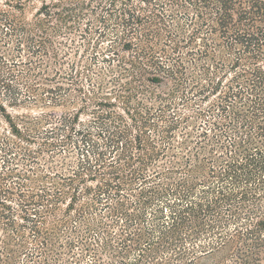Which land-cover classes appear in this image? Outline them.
<instances>
[{
    "label": "trees",
    "instance_id": "obj_1",
    "mask_svg": "<svg viewBox=\"0 0 264 264\" xmlns=\"http://www.w3.org/2000/svg\"><path fill=\"white\" fill-rule=\"evenodd\" d=\"M129 1L131 0H75V6L68 9L69 14L60 17L65 29L77 30L78 27H70L69 22L80 24L90 13L97 14V7L107 8L108 15L114 17L117 24L123 27L120 38L124 40L122 48L131 52L128 56L120 57L119 53L113 50L115 57L112 58L113 63L118 60L119 64H122L120 79L130 75L134 81L133 84H126L130 91L124 111L130 116L134 126L131 128L121 114H106L105 116L112 117L114 122L110 127L103 126L97 132L104 140L105 149H109V153L118 151L121 164L117 167L115 163H109V173H102V159L106 154L102 151L104 149L96 145H93V155L90 151L87 152L85 162H88V171L91 170L94 176L98 175L104 180L102 185L97 186V196L112 193L120 195L124 187L132 186L143 178L149 180L143 177L144 170L153 160L167 157L165 149L169 150L170 146H174L173 134L182 128L184 137L181 146L186 150V156L178 157L176 153L170 156V161L183 162L186 175L175 180L173 173L183 172L173 166L168 171L152 177L150 180L158 179L163 174L170 176H166L161 183L140 190L138 201L132 204L135 210L141 211L138 214L126 212L129 204L118 202L119 205L115 207L117 218H113L111 224L118 226L120 220H125L127 229H122L124 239L108 230L103 231L102 225H106L105 229H110L111 224L101 222L96 225V229L87 227L81 242H78L86 253L93 252L97 256V252L101 251L116 258L113 263H104L97 257L98 264H126L132 252L137 255L133 264H196L197 261L213 257L217 253L221 254L222 258L215 264H264V0H168V3L161 1L162 6L156 5L158 0H140L144 5L151 4L153 8L158 6L156 12H148L143 6L136 8L134 5H128ZM94 3L97 4L96 7H93ZM118 3H121L122 9ZM168 4L170 8L174 7V10L184 11L180 18L183 17L186 24L180 26V33L167 25L166 16L162 10H158L160 7L164 9ZM15 8L21 9V5L14 6L13 9ZM44 17H48L47 20L41 19L27 25L22 24L14 13L0 10V52L3 46L10 45L9 42L13 41L14 37L18 51L23 44H28L30 53L25 64L31 66L26 71L16 69L17 56L9 53L12 60L8 61L12 62H8L4 59L5 52L0 54V90L6 91L7 95H2V98H6V102L13 106L39 100L37 98L42 94L38 92L42 90L47 94L62 90L60 86L40 87L36 83L39 76L34 73V67L41 72H52V79H49L50 75L39 78L44 81L62 78L68 80L70 77V74L63 77L61 68H57L58 65L62 67V63L58 61L59 53L50 38L46 37L40 41L36 50L29 45V41L32 42L35 39L33 36L37 35L34 30L45 33L47 29L43 28V21L50 23L53 14L47 12ZM61 30L62 27L55 29L53 34H62ZM84 32L87 30L84 29ZM129 38H136L137 43H133V39L127 40ZM196 45H200L199 48ZM189 48L191 50L186 54L195 55L196 59L186 62L182 53L184 49ZM35 54L49 58L50 61H33L32 56ZM207 62H211L212 66L207 65ZM188 66L203 68L200 79H194L193 73L191 79L189 78ZM228 72H231L232 76L228 80L229 85L224 88L222 79ZM40 74L43 76V73ZM71 78L77 85L81 82V79L73 76ZM163 79L174 84L175 92L194 89L200 95L199 101L209 102V106H198L193 115H180V111H177L175 119L173 118L165 130L159 131V128L151 123L153 113L150 110H146L145 115L139 110L133 113L130 110H134L131 99L138 98L140 94L147 95V100L163 101L166 97L151 91L143 84L148 80L158 86ZM118 80L116 77L114 81ZM202 80L207 82L206 86L201 83ZM78 88L81 87L78 85ZM77 90L82 92V89ZM138 104L143 103L139 101ZM8 118L11 117L8 115ZM199 120L207 127V130L200 133L197 124ZM148 127H153L159 132L158 137L163 141L159 150V144L155 145V140L146 130H138L137 134H132L134 129ZM14 130L20 132L17 127H14ZM20 133L19 135H22ZM135 150L141 151L140 156L134 154ZM26 156L32 157L31 154ZM93 160L99 166L94 170L90 165ZM5 174L0 173V196L7 197L12 191L4 185L7 178ZM64 180L69 183L75 181L73 177ZM68 187L70 188L67 191H63H76L72 184ZM56 190V196L53 195L51 200L47 198L49 194L44 190L46 197L42 196L39 201L34 200L26 206H35L36 214L41 210L50 211L53 202L61 198L58 196H61L62 191ZM74 197L75 194L73 200H76ZM0 206L4 210H11L10 205L3 201H0ZM22 208V212L26 214L23 218L27 220L29 207ZM148 208L155 211L153 224L144 229L139 226L143 221L142 211ZM165 211H170L169 221L165 220ZM11 216L12 214L8 216L6 213H0L1 219L14 226L16 220ZM32 231L38 236L42 234L38 226ZM93 233L103 234L100 237L101 245L95 236L92 237ZM52 239L49 234L40 243V248L45 249L41 253L45 254L44 261L48 262L46 264H56L62 257L59 248L63 245L60 243L59 247L51 248L54 244L48 240ZM92 240L98 243V249H94ZM75 247L74 241H67L68 254H71ZM6 253L7 261H11V251Z\"/></svg>",
    "mask_w": 264,
    "mask_h": 264
},
{
    "label": "rangeland",
    "instance_id": "obj_2",
    "mask_svg": "<svg viewBox=\"0 0 264 264\" xmlns=\"http://www.w3.org/2000/svg\"><path fill=\"white\" fill-rule=\"evenodd\" d=\"M161 1H163L162 3L165 1L168 3V0H158L157 2L154 0L156 5H159ZM74 2L75 0H0V10L14 13L22 24L31 25L41 19L47 20L48 17L45 19L44 15L47 12L53 14V18L49 20L50 23L43 21L45 22L43 28L47 29L45 33L34 30L37 35L35 36L32 33L35 39L32 42L30 40L29 45L36 50L40 41L45 40L46 37L50 38L53 41L54 48L59 53L58 61L62 63V67L58 65L57 68H61L63 77H68L67 74H70L68 80L62 78L56 81L49 80L48 82L39 78L50 75L48 77L52 79L50 78L53 75L52 72H41L40 69L34 67L36 69L34 73L39 76L36 83L40 87L41 85L48 88H58L60 86L62 90H58L54 94H47L43 90L39 91L38 93L43 95L37 98L39 100L25 102L19 106H13L6 102V98H2V95L6 96L7 93L5 90H0V173H6L4 176L7 178L4 185H7L12 191V194L7 197L0 196V201L10 205L11 210L0 208V213H6L8 216L12 214V219L16 220V225L11 226L10 222L0 217V264L48 263L44 261L45 254L43 252L42 255L41 251L45 249L40 248V243L49 234L51 239H53L52 241L48 240V242L52 245L54 244L51 248L59 247L60 243V245H63L62 248H59L62 253L61 260L56 264H98L97 257L100 258L101 262L113 263L116 258L109 253L106 254L99 251L97 252L98 255L95 256L93 252H84L80 242L85 235L87 227L91 226L92 229H96V225L101 222L111 224L112 219L117 218L115 216L117 215L115 207L119 205L118 202L128 203L129 208L126 212L130 214L141 212L135 210L132 204L134 205V202L138 201V193L142 188L165 180L167 176L165 174L159 176L158 179L150 180L158 173L165 170L168 171L173 166H176L180 169L179 172H183V174L173 173L175 180L186 175V171L183 169V162L178 160L170 161V156L176 153L179 155L178 157L186 156V150L182 149L181 146V141H183L184 137L182 132L184 130L180 128L173 134L175 139L174 146H170L171 149L169 150L165 149L167 157L153 160V162L149 163V167L144 170L143 177L149 180H144L143 178L132 186L124 187V190L120 192L121 196L115 195V193L98 195L100 197L96 195L98 194L97 186L102 185L104 180L98 175L94 176L91 170L88 171L89 165L88 162H85V156L88 155L87 152L90 151V154L93 155V145L104 149L102 151L106 155L102 159L104 163H101L104 165L100 169L102 173H109L110 168L107 167L109 163H115L117 167L121 164L118 151L109 153V149H105L104 140L97 135V132L103 126L106 128L110 127L114 122L112 117L107 118L105 115L121 114L128 121L131 128L134 126L130 116L124 112L130 91L129 86L126 84H133L134 81L130 75L123 76L120 79L123 71L121 69L122 64H119L118 60L113 63L112 58L115 57L112 54L113 50H116L120 57L128 56L131 52L122 48L124 40H120V38L123 27L117 24L114 17L108 15L107 8L100 9L97 7L98 9L95 11L97 14L93 15L90 13L84 20L80 21V24L69 22L68 25L70 27L77 26V30L65 29V24L61 22L60 17L69 14L68 9H72L75 6ZM162 3L160 4L161 6L163 5ZM127 4L134 5L136 8L143 6L148 12L152 10L156 12L158 7L155 6L153 8L151 4L144 5L140 0H131ZM17 5H21V9H13ZM118 5L120 7L121 3H118ZM96 6L97 4L94 3L93 7ZM164 7V9L160 7L158 10H162L166 16L167 25L180 33V26L186 24V20L183 17L182 19L180 18L184 11L174 10V7L170 8L169 4ZM170 15H173V17H170ZM61 27L62 34H53L55 29ZM84 29L87 32H84ZM12 39L13 41L9 42V47L3 46L1 48L0 54L5 52L4 59L6 61L12 60L9 57V53L17 56L16 63L18 65L16 69L26 71L31 66L25 64L28 61L27 57L30 55L28 44H23L21 50L18 51L17 40L14 37ZM130 39H133V43H137L136 38L127 40ZM199 46L196 45L197 48ZM189 50L191 48L184 49L182 53V57L186 62L196 59L195 55L189 56L186 54ZM50 51H52V48H50ZM38 53L40 54L39 51ZM158 56L162 57L161 54H158ZM32 57L33 61L37 62L39 59L50 61L49 58H42V55L35 54ZM162 60L164 61V59ZM207 65L211 67L212 63L207 62ZM72 68L76 70L74 71ZM188 68L189 78L191 73H193L194 79H200L203 68H191L190 66ZM111 69L113 72H111ZM80 72H82L81 77ZM40 73H43V76H40ZM71 76L81 79L78 84L81 88H78V85L72 82ZM231 76L232 73L228 72L226 77L222 79L224 88L229 85L228 80H230ZM116 77L119 78L118 82L114 81ZM201 83L205 86L207 85L205 80H202ZM143 84L151 91L166 98H163V101L160 99L147 100V95L140 94L138 98L131 99L133 100L132 107L134 110L130 111L133 113V111L139 110L141 114L145 115L146 110H150L153 113V117L150 118L151 123L156 125L159 131L166 129L173 121V118L175 119L177 111H180V115H193V111L198 106L203 108L209 106V102L201 103L199 101L200 95L194 89L175 92L174 84L170 80L163 79V82L158 84V86L148 82V80ZM77 89H82V92H78ZM119 95L121 96L119 97ZM59 97L61 98L59 99ZM210 99H212V96ZM139 101L143 104H138ZM8 115L11 118H8ZM162 115L163 117H161ZM200 120L197 123L199 125L198 133L207 130V127ZM189 125L193 128L192 124L189 123ZM13 126L19 128L22 135H19L20 132L14 130ZM138 130L139 132L146 130V133L155 140V145L156 143L159 144L158 150L162 147L163 141L158 137L159 132L154 130L153 127L134 129L132 134H137ZM150 148L149 152H151ZM9 149H11V153L8 151ZM140 152L135 150L134 154L140 156ZM26 154H31L32 157H28ZM90 165H92L93 170L99 167L94 160ZM76 174L79 176L75 177ZM71 177L75 179L74 182L69 183L64 180ZM108 177L109 175L107 174L106 178ZM69 184H72L76 191L71 189L68 193L64 192L63 190L67 191L70 188L68 187ZM56 189L62 191L60 192L61 196H58L61 198L53 202V208L50 211L41 210L39 214H36L35 210L37 208L35 209V206H26V204L34 200L39 201L42 196L46 197L44 190L49 194L47 198L51 200L53 195L56 196ZM133 189H136V191ZM73 194H75L74 198L76 200H73ZM122 196L125 198H122ZM262 203L264 205V199ZM22 207H29V213L27 214L29 218L27 220L23 218L26 214L22 212ZM154 213L155 211H152V208L142 211L143 221L139 227L150 228L153 224ZM165 213L167 215L166 220L170 216V211H165ZM120 221L121 223L118 226H112L111 224L110 229H105L106 225L101 224L104 228L103 231L108 230L124 239L125 235L122 229H127L125 226L126 222L125 220ZM35 226L42 230L40 236L35 235L32 231ZM46 231H49L48 234L45 233ZM101 235L92 234V237L95 236L99 245H101ZM69 240L74 241L76 245L71 254H68L67 249V241ZM92 241L95 246L94 249H98V243H95L94 240ZM128 244L132 245L131 242H128ZM9 251H11L9 254L11 261H7L6 257V252ZM136 258V253L132 252L130 257L127 258L126 264L135 263ZM221 258V254L217 253L213 257L197 261L196 264H215L219 263ZM49 264L55 263L49 262Z\"/></svg>",
    "mask_w": 264,
    "mask_h": 264
}]
</instances>
